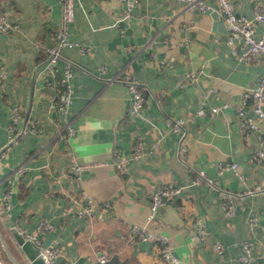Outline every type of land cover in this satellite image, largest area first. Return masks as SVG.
Returning <instances> with one entry per match:
<instances>
[{
    "label": "crops",
    "instance_id": "obj_1",
    "mask_svg": "<svg viewBox=\"0 0 264 264\" xmlns=\"http://www.w3.org/2000/svg\"><path fill=\"white\" fill-rule=\"evenodd\" d=\"M206 1L212 7L199 11L180 0H137L125 20L121 0H74L68 36L86 48L64 47L58 61L72 63V100L63 116L52 105L54 80L47 82L40 71L60 1L0 0L17 23V29L0 32V199L11 188L9 207L0 206V233L21 264H29L27 255L9 229L31 232L41 218L51 223L40 234L43 245H56L57 260L69 264H160L159 243L132 235V224L164 235L181 264H241L244 240L251 243L250 264H264V155L251 157L264 145L256 131L240 129L235 113L241 92L264 74V57L238 58L240 41L230 40L216 1ZM230 1L237 13L252 15L256 7L264 12V0ZM255 32L264 34V22L255 23ZM124 70L144 95L141 117L127 115ZM202 102L204 113L184 120L181 131L166 124L167 117L185 118ZM211 105L220 109L213 112ZM13 106L20 119L11 131ZM244 108L252 116L250 105ZM24 123L34 130L21 131ZM138 140L141 155L118 170L116 160L128 157ZM72 159L84 165L78 175L68 172ZM231 161L236 169L218 172V163ZM198 169L214 185L191 183ZM168 181L180 191L147 219L152 191ZM217 187L235 194L229 217ZM87 197L95 201L91 216L75 210ZM196 217L207 231L203 240L189 237ZM0 264H15L1 241Z\"/></svg>",
    "mask_w": 264,
    "mask_h": 264
},
{
    "label": "built area",
    "instance_id": "obj_2",
    "mask_svg": "<svg viewBox=\"0 0 264 264\" xmlns=\"http://www.w3.org/2000/svg\"><path fill=\"white\" fill-rule=\"evenodd\" d=\"M61 5L60 16L58 20L52 25L51 43L44 47V59L41 61L40 71L46 76L47 82L53 81V85L56 87V95L52 105L63 114L69 109L70 102L72 100V86L70 83V77L72 75V63L69 60H64L62 65H58L59 59L62 57V50L64 47L78 46L80 50H84L86 47L80 44L78 41L69 38V24L74 18V0H59ZM122 1V15L121 17L128 20L132 16V11L137 0H121ZM186 8L197 9L204 11L212 7L206 0H180ZM216 4L214 8L222 16L226 24L227 33L230 40H239L241 47L237 51V57L244 60L254 59L257 56L264 57V34H257L255 32V23L264 22V12L256 7L252 15H246L243 13H237L230 0H215ZM1 3V2H0ZM10 29H17V23L10 20L7 14L2 9L0 4V32H7ZM184 45H187V41H183ZM154 56V53L152 54ZM188 77L192 81L197 80V75L193 71H188ZM113 78H118L115 75ZM120 78V77H119ZM126 84L129 91V103L127 107V115L142 116L141 107L144 103V95L138 81L132 76V74L126 70L123 71L121 77ZM211 89H214L213 87ZM249 104L252 116H248L244 105ZM220 108L218 105H211L210 110L213 112L218 111ZM205 108L203 102L198 105L194 112L185 118H166V124L174 131H181L184 120H192L195 115L204 113ZM235 113L238 118V124L243 131H256L258 138L264 145V133L260 130V124L264 123V74L259 75L255 81V84L249 88H245L241 92L240 103L235 106ZM20 119V112L17 106H13L11 115L10 130L14 131L18 125ZM33 124L24 123L20 126V130H34ZM65 127L68 134L73 132V127L69 122V119H65ZM1 152V149H0ZM142 153V143L140 140L136 141L132 145L130 155L128 157L123 156L116 160L117 169L122 171L125 169V164L129 158L137 159ZM264 155V146L256 149L251 157L252 159L259 160ZM237 162L231 161L230 163H218V172L221 173L223 169L231 167L236 169ZM83 163H78L74 159L71 160L68 166V172L79 174L83 169ZM18 172H23L25 166L17 168ZM240 178H243L242 173L237 172ZM207 181L209 185H214V181L211 177L206 175L203 169H198L194 175L191 183L201 180ZM181 185L175 181H168L156 187L150 195L149 212L147 213V219H151L155 214L156 207L163 201H166L175 196L181 189ZM218 188V194L222 204V213L226 217L232 215L235 210V194L225 188ZM249 190V189H246ZM11 188L8 187L4 190L0 206L2 209H7L10 205ZM95 201L92 197H87L85 201L79 202L75 208L76 212L80 215L91 216L94 208ZM106 204V203H105ZM257 219L256 215L250 218V222H254ZM51 227L50 221L45 218H41L33 231L29 232L23 228H19L24 237L31 239L37 244L40 250L44 253L45 259L49 264H69L66 261H58L59 250L56 245H43L40 234ZM192 227L189 237L191 240H203L207 235V231L203 224L202 219L196 217L192 221ZM131 234L139 237L140 239H154L159 243V256L160 264H181L179 257L173 252V246L169 244L166 237L162 234H152L145 229L144 226L138 224L131 225ZM18 247H20L18 245ZM214 248L218 253L222 251V245L220 242H214ZM21 249V248H20ZM22 250V249H21ZM25 254V253H24ZM253 256L251 253V243L249 240H244L241 244V250L237 256L238 261L241 264H250ZM27 263L32 264L29 257H25ZM100 261H105L106 256L104 254L99 256ZM264 262V259H263Z\"/></svg>",
    "mask_w": 264,
    "mask_h": 264
},
{
    "label": "water",
    "instance_id": "obj_3",
    "mask_svg": "<svg viewBox=\"0 0 264 264\" xmlns=\"http://www.w3.org/2000/svg\"><path fill=\"white\" fill-rule=\"evenodd\" d=\"M10 234L12 235L15 243L20 246L22 251L29 257L32 264H49L48 261L45 259L44 253L40 250L39 246L35 244L31 239L24 237L22 232H20L15 226H11ZM0 241L4 250L6 251L9 258L15 264H21L17 258L12 254L10 248L8 247L5 239L3 238L2 234L0 233Z\"/></svg>",
    "mask_w": 264,
    "mask_h": 264
}]
</instances>
